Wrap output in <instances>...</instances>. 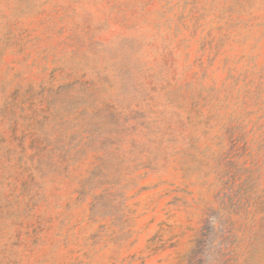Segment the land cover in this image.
Wrapping results in <instances>:
<instances>
[{
  "label": "rangeland",
  "instance_id": "obj_1",
  "mask_svg": "<svg viewBox=\"0 0 264 264\" xmlns=\"http://www.w3.org/2000/svg\"><path fill=\"white\" fill-rule=\"evenodd\" d=\"M193 253L264 264V0H0V264Z\"/></svg>",
  "mask_w": 264,
  "mask_h": 264
},
{
  "label": "trees",
  "instance_id": "obj_2",
  "mask_svg": "<svg viewBox=\"0 0 264 264\" xmlns=\"http://www.w3.org/2000/svg\"><path fill=\"white\" fill-rule=\"evenodd\" d=\"M193 255V256H192ZM188 264H196V262L194 261V253L191 254V258L189 260V263Z\"/></svg>",
  "mask_w": 264,
  "mask_h": 264
}]
</instances>
